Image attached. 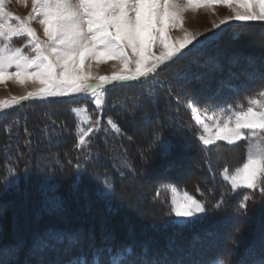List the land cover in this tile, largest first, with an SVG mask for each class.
I'll list each match as a JSON object with an SVG mask.
<instances>
[{"label": "rangeland", "instance_id": "374dc122", "mask_svg": "<svg viewBox=\"0 0 264 264\" xmlns=\"http://www.w3.org/2000/svg\"><path fill=\"white\" fill-rule=\"evenodd\" d=\"M8 7L21 17L32 12L31 0H10ZM230 15L232 8L220 4L187 11L183 29L196 35L194 44L204 37L210 38L209 44L171 67L162 65L146 82H133L138 86L106 91L102 108L92 98L74 103L65 98L50 104L29 101L0 115V247L15 252L11 246L29 242L18 264H24L38 235L47 233L50 242L57 239L44 259L78 264L76 253L64 250L69 241L79 235L87 245L91 236L100 245L109 232L116 244H134L136 258L146 264H261L264 196L258 190L233 191L222 175L225 167L231 174L246 162L248 143L232 146L221 141L205 149L199 141L204 133L198 121L212 124L229 114L221 112L223 108L239 111L243 105L246 110L249 98L264 99L259 97L264 90V27L261 22L248 28L232 22L221 35L214 24ZM31 26L46 39L38 20ZM170 35L179 39L184 31L173 29ZM25 43L23 38L14 40L15 47ZM153 51L159 54L158 48ZM85 67L95 75H111L122 65L117 59L86 60ZM224 69L231 74L225 80ZM216 75L221 80L214 85ZM35 87L8 79L0 83V99L26 95ZM88 117L100 121L93 124L100 131L77 148L79 129L89 126ZM108 118L119 132L107 124ZM174 118L183 123L178 131L171 125ZM126 127L143 140L124 141ZM149 134L157 149L138 157ZM114 136L124 138L123 143L113 142ZM171 186L205 202L206 213L197 214L202 218L189 222L171 214ZM244 194L252 196L246 211L239 209ZM51 213L59 223L48 222ZM149 248H157L158 255H147ZM3 258L8 264V257Z\"/></svg>", "mask_w": 264, "mask_h": 264}, {"label": "snow or ice", "instance_id": "6c2138e0", "mask_svg": "<svg viewBox=\"0 0 264 264\" xmlns=\"http://www.w3.org/2000/svg\"><path fill=\"white\" fill-rule=\"evenodd\" d=\"M9 3L10 0H0V83L13 79L22 85L31 82L38 87L26 95L0 99V115L5 116L15 106L28 101L50 104L67 98L74 103L87 97L93 99L97 108H102L106 91L138 86L133 82H146L162 65L171 67L194 56L209 44L210 38L193 43L196 35L183 29L184 14L189 10L217 4L232 8L234 15L214 24L221 35L230 30L232 22L242 28L261 22L264 27V0H31L32 12L28 17L10 11ZM33 20H38L43 27L46 39H41L31 26ZM221 25L225 28L221 29ZM173 29L183 30L184 35L173 38L170 35ZM20 38L26 43L15 47L14 40ZM25 48L30 49V53L26 54ZM154 48L159 49V54ZM109 59L119 60L121 70L111 75H95L85 67L86 60L99 63ZM260 78L264 79V72ZM259 97H264V90L259 92ZM248 105L246 110L243 105L239 111L221 109L229 114L221 115L212 124L198 121L204 133L199 141L205 149L221 141L232 146L241 141L248 143L246 162L231 174L225 167L222 175L230 181L233 191L258 190L264 196V99L249 98ZM188 107L192 108L193 104L189 102ZM72 111L78 110L73 108ZM87 122L86 129H79L77 148L86 146L90 143L86 138L100 131L99 127H93L100 124L99 120L92 121L88 117ZM107 124L120 131L113 119L108 118ZM171 192L170 212L176 218L191 222L194 217L202 218L197 214L206 213L202 199L175 186H171ZM200 195L203 197L202 192ZM251 199L252 196L244 194L239 209L246 211V202ZM87 239L91 243L86 245L85 239L77 235L64 249L76 253L74 259L78 264H143L136 258L134 244H116L111 234H106L100 245L94 243V237ZM261 240L264 241V226ZM23 246L20 240L11 246L15 252L0 247V264H5V256L8 264H18ZM51 247L54 245L48 234L38 235L28 255L36 259V264H60L43 258ZM148 252L151 253L150 248ZM260 257L264 264V243ZM25 264H28L27 259ZM67 264H73V260Z\"/></svg>", "mask_w": 264, "mask_h": 264}, {"label": "trees", "instance_id": "16d2710c", "mask_svg": "<svg viewBox=\"0 0 264 264\" xmlns=\"http://www.w3.org/2000/svg\"><path fill=\"white\" fill-rule=\"evenodd\" d=\"M226 52H228V53H230L231 54V50H227ZM238 52V51H237ZM230 54H228V55H230ZM231 56V55H230ZM229 56V57H230ZM238 56H244V54H243V52H238ZM236 58V57H235ZM221 65H223V66H225V67H229V65H225V63L224 62H222L221 63ZM252 65V64H251ZM250 65V66H251ZM246 68H247V65H246ZM245 68V69H246ZM230 69V68H229ZM252 69H254V66H252ZM257 68H256V66H255V70H256ZM223 75H221L222 76V78L221 79H227V77H229L231 74L230 73H228V72H226V70L224 69L223 70ZM226 75H227V77H226ZM218 76L216 75L215 76V78H214V80L212 79L211 80V82H213V81H215V82H213L212 84H218V80H221V79H218L217 78ZM210 82V83H211ZM229 83H231L230 81H229ZM214 84V85H215ZM213 85V86H214ZM223 88V86L221 87V89ZM230 91V90H229ZM220 92H221V90H220ZM161 94H164V97L166 98V96H165V92L163 93H161ZM29 102V101H28ZM28 102H24V104H27ZM163 121V120H162ZM160 122V125H162L163 126V122ZM177 120H175V118L171 121V125H172V127H174L177 131L178 130H180V128H182L183 127V123L182 122H179V121H177ZM121 127V126H120ZM129 130H127V127L126 128H124V133L126 134V139H124V141H128L129 143H135V142H137V143H139V141L140 140H143L142 138V136L140 135V134H134V131H133V133H132V129L131 128H128ZM184 129V128H183ZM188 135H190L189 133H185V136H188ZM115 137V136H114ZM151 137V135L149 134L147 137H146V139L148 140L149 139V141H147V142H144V144L141 146V148H140V150H142L141 151V156H138V157H141V158H144V156H146L147 154L148 155H152V153H153V148L154 149H157V147H155V146H152L151 145V142H152V139L150 138ZM36 138V137H35ZM153 138V137H152ZM122 138L119 140L118 138H112V141L113 142H115L117 145H121L120 143H123V140ZM171 141L173 140V139H170ZM111 140H109V144L112 142ZM122 141V142H121ZM132 141V142H131ZM158 146V145H157ZM159 147V146H158ZM161 148V147H160ZM162 149V148H161ZM171 150H173V149H171ZM205 151V150H204ZM113 152L114 153H117V150H113ZM136 154H138L139 155V152L137 151V153ZM173 154V153H172ZM174 155H176V154H174ZM164 156H166V155H164ZM175 156H172V158H174ZM177 157H180V156H177ZM166 160V159H165ZM210 160V159H209ZM211 162H209V164H210ZM134 164H135V162H134ZM119 165V164H118ZM124 166V165H123ZM122 166V167H123ZM1 187V186H0ZM3 188V187H2ZM2 188H1V190H2ZM55 213H51V214H47L46 215V217L48 218V219H50L51 221H48V222H52L53 224H57V223H59L58 221H57V219L58 218H54L55 216H53ZM165 216H167L166 214H165ZM52 226H48V227H46L47 229H49L50 231H52V232H57V231H59V230H57V229H54V228H51ZM51 229H54V230H51ZM46 232H48V230H46ZM111 235H113L111 232H109ZM45 234H47V233H45ZM55 240H57V239H51V243L52 242H54ZM29 242H26V240H24V246L26 245V244H28ZM30 244H33V242L32 243H30ZM23 246V247H24ZM32 246V245H31ZM30 246V247H31ZM156 247V246H155ZM29 253V252H28ZM147 255H152V256H157L158 255V250H157V248H152L151 249V253H149V252H147L146 253ZM222 261L224 262H226V259H225V255H222ZM72 258V257H71ZM144 258H146V257H144ZM148 259H149V257H147ZM28 260V264H36V259L35 258H31V257H29V255H26L25 256V258H24V264H25V260ZM247 259V258H246ZM46 260V259H45ZM47 261H52V260H47ZM146 264V262H144L143 261V264ZM227 264V263H226Z\"/></svg>", "mask_w": 264, "mask_h": 264}, {"label": "bare ground", "instance_id": "6f19581e", "mask_svg": "<svg viewBox=\"0 0 264 264\" xmlns=\"http://www.w3.org/2000/svg\"><path fill=\"white\" fill-rule=\"evenodd\" d=\"M231 42V41H230ZM233 43V42H232ZM225 44V43H224Z\"/></svg>", "mask_w": 264, "mask_h": 264}]
</instances>
